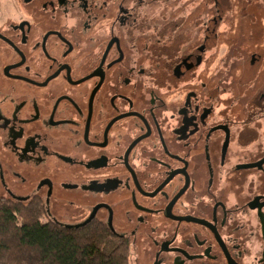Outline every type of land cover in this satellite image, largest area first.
<instances>
[{
	"label": "flooded vegetation",
	"instance_id": "flooded-vegetation-1",
	"mask_svg": "<svg viewBox=\"0 0 264 264\" xmlns=\"http://www.w3.org/2000/svg\"><path fill=\"white\" fill-rule=\"evenodd\" d=\"M0 206L264 264V0H0Z\"/></svg>",
	"mask_w": 264,
	"mask_h": 264
},
{
	"label": "trees",
	"instance_id": "trees-1",
	"mask_svg": "<svg viewBox=\"0 0 264 264\" xmlns=\"http://www.w3.org/2000/svg\"><path fill=\"white\" fill-rule=\"evenodd\" d=\"M0 264H127V251L101 226L69 230L32 209L0 206Z\"/></svg>",
	"mask_w": 264,
	"mask_h": 264
}]
</instances>
